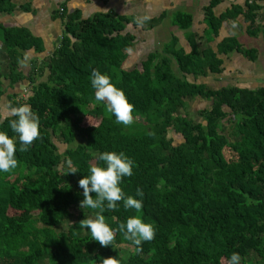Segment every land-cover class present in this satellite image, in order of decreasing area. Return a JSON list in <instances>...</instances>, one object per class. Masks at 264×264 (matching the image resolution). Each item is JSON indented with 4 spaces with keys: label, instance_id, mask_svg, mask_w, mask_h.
Wrapping results in <instances>:
<instances>
[{
    "label": "trees",
    "instance_id": "trees-1",
    "mask_svg": "<svg viewBox=\"0 0 264 264\" xmlns=\"http://www.w3.org/2000/svg\"><path fill=\"white\" fill-rule=\"evenodd\" d=\"M14 1L0 0V14L10 15ZM220 3L209 0L203 7L204 41H213L222 24L232 22L250 39H261V49L245 48L236 36L222 39L216 51L200 48L203 37L198 46L190 33L188 52L172 37L163 54L151 53L127 70L135 43L127 28L140 23L111 12L82 19L78 11L59 9L61 38L26 76L18 71L22 54L42 51L41 43L24 28L0 25V99L1 77L10 85L25 81L30 93L24 99L10 96V109L27 103L40 120V137L30 148L19 151L17 144L18 167L0 173V264H93L108 257L121 264H228L232 252L241 254V264H264V85L214 88L199 79L221 74V56L233 52L258 60L264 51V29L257 22L264 0H244L216 13ZM145 22L152 27L157 20ZM173 24L187 31L192 17L176 13ZM93 68L124 90L134 105L131 125L118 123L95 100ZM196 99L207 103L197 111L201 122L189 117L188 105ZM13 118L0 114V131L15 135ZM54 137L70 148L59 153ZM174 137L181 142L174 144ZM103 151L124 152L135 161L122 187L133 196L143 190L139 215L156 229L140 253L123 232L105 247L80 228L95 210L80 206L79 180L91 165L103 163ZM118 203L117 210L104 213L114 229L137 214ZM34 218L42 228L31 227Z\"/></svg>",
    "mask_w": 264,
    "mask_h": 264
},
{
    "label": "clouds",
    "instance_id": "clouds-1",
    "mask_svg": "<svg viewBox=\"0 0 264 264\" xmlns=\"http://www.w3.org/2000/svg\"><path fill=\"white\" fill-rule=\"evenodd\" d=\"M149 19L150 17L145 16L139 19L138 23L142 26ZM89 79L95 90V100L104 102L107 111L118 123L131 125L135 119L134 105L124 90L113 83L111 76L99 68L92 69ZM10 111L15 117L10 121V128L15 135L10 136L7 131H0V173L11 172L18 167L19 161L16 156L18 142L19 151H27L40 137L39 116L31 105L25 103L12 107ZM98 160L103 163L91 165L88 173L82 175L79 180V186L83 189L80 206L83 209L95 210L80 222V228L89 231L92 240L105 247L112 244L117 231L123 232L125 238L136 246V252L140 253L143 250V243L155 238L156 229L139 215L144 206L143 190L137 188L133 196L125 193L122 187L124 178L133 176L135 161L124 152L117 151L98 153ZM71 173H76V170ZM121 201L125 209H134L137 214L128 216L126 221L114 229L107 222L104 213L107 210H117L120 207L118 202ZM241 261V254L232 252L228 264H241ZM93 264H121V261L118 257H108L93 260Z\"/></svg>",
    "mask_w": 264,
    "mask_h": 264
},
{
    "label": "crops",
    "instance_id": "crops-1",
    "mask_svg": "<svg viewBox=\"0 0 264 264\" xmlns=\"http://www.w3.org/2000/svg\"><path fill=\"white\" fill-rule=\"evenodd\" d=\"M208 2L209 0H15L14 3L16 9L10 15L0 14V25L6 28H24L41 43L42 51L29 50L24 52L18 63V71H21L23 75L27 76L31 70V65L35 63V61L40 63L46 58V56L50 55L61 38L63 25L60 16H57L60 15L59 13L57 14L59 9H64L66 14L78 11L82 19L89 18L96 13L107 12L116 15H123L137 22L139 19L147 16L150 17V19L146 21L157 20V23L152 27L146 22L142 26L140 24L138 26H132L130 24L127 28V31L132 33L135 37L134 49L131 52H133V64H135V61L139 63L135 64L133 66L134 68L144 61L151 53L163 54L165 46L169 43L172 37H175L178 40L176 47L184 48L187 46L186 37L182 32H179L180 29L173 24V17L176 13L191 15L192 24L187 31L192 34H197L198 38L203 37V40H206L204 38L206 25L203 22V7H205ZM233 5L243 6L244 0H221V3L216 7V13L222 12ZM262 16L264 17V9L260 12L259 18ZM259 18L257 22L260 23L261 27L264 29V19L261 21ZM226 23L227 22H224L222 24L218 37L213 41L208 42L214 51H216V46L222 39L233 35L236 36V34L233 33L225 35L224 26ZM237 38L240 39L238 36ZM145 47H148L149 50L145 49ZM27 53L33 55L38 54V56L30 59V63L27 66H21L20 63L23 62L22 60ZM235 53L236 52H233V54ZM135 54H137L136 57ZM139 54H142L143 57L141 58ZM239 55L244 58L241 54ZM228 56L224 57L228 58ZM129 57L130 53L128 59L131 62V57ZM221 58L223 59L222 66L224 72L227 70L225 67L227 62L222 56ZM138 59L141 60L138 61ZM244 60L249 62L245 58ZM235 64L238 67L236 61ZM22 67H24V70ZM247 71L251 73V68ZM247 81L254 84V86H245L246 88H254L264 85L262 80L261 83L256 82L254 79H249ZM1 85L4 94L8 96V99L10 96L19 94L20 92L17 91H19L20 88H23L24 86L29 88L28 84L23 80L14 85H10V81L3 77H1ZM235 85L238 86L237 84ZM6 103L7 99L1 97L0 111H7L6 108H4L7 106Z\"/></svg>",
    "mask_w": 264,
    "mask_h": 264
},
{
    "label": "rangeland",
    "instance_id": "rangeland-1",
    "mask_svg": "<svg viewBox=\"0 0 264 264\" xmlns=\"http://www.w3.org/2000/svg\"><path fill=\"white\" fill-rule=\"evenodd\" d=\"M198 1V0H196ZM264 17H260L259 20H263ZM242 24V23H241ZM243 25V24H242ZM243 27H246L245 25H243ZM223 31V30H222ZM179 32H182V34H184V36L186 37L187 34L189 35L190 32L189 31H185V30H179ZM224 33H226L225 35H230L231 33L236 34V37H240V40L244 45L245 48L248 47H256L258 46L261 49V39L257 38H251L249 36L246 35L244 29L242 28V30H240V28L232 23V22H227L224 26ZM2 32L0 30V48L2 47V39H1V35ZM206 34V33H205ZM204 34V37H205ZM234 36V35H233ZM196 37V41L195 43H197V45L199 46V41L201 44V48H206L207 46H211L210 44H208L206 41L199 40L198 41V36L197 34H195ZM213 45V44H212ZM138 49V48H137ZM145 49L149 50L148 47H145ZM185 52H188L186 46H185ZM142 50V49H141ZM52 51V50H51ZM145 53V51H144ZM138 54V53H137ZM135 54V57L136 55ZM233 54V53H232ZM231 56L229 55L228 58L224 57L223 58L226 60V65L225 67L227 68L226 71H224L223 73H221L220 75H209L208 77L204 78L201 77L199 78L201 81L207 83L210 86H213L214 88H218L220 86L223 85H235L237 84L240 87H253L254 84H252L251 82L247 81L249 79H254L256 80V82L261 83L262 81L264 82V51L261 52L258 60L256 62H247L244 60V58H242L239 54L235 53ZM141 56V58L143 57L142 54H139ZM38 56V54H31V53H27L25 54L24 58H23V62H21V66H27L30 62V59L32 58H36ZM130 57H131V62L129 61V59L126 60V62L124 63V69H131L133 68V66L139 62L135 61V64H133V52H130ZM129 57V58H130ZM4 56L2 55V53H0V60H3ZM141 59H138V61H140ZM235 61L238 64H235ZM175 69V73L178 74L177 68L174 66L173 67ZM251 68V73L247 70H249ZM0 69H1V62H0ZM22 69L24 70V67H22ZM238 70V72H237ZM262 80V81H261ZM19 94L17 95V99L21 98L24 99L27 96V92L28 94L29 92V88H27L26 86H24L23 88H20ZM2 98H6L7 99V103H6V110L7 111H0L2 118H4L5 116H10L12 115L11 111H10V100L8 99V96L3 94ZM5 106V105H3ZM189 117L192 118L193 120H198V121H202V119L199 117V115L197 114V111H200L204 108L207 107V103L205 102H201V100L196 99L194 101H191L189 103ZM83 116H85V110L82 112ZM83 125H88V123H90L91 121L88 119V117L84 118L83 121ZM226 128L230 131V129L232 128V123H227L226 124ZM57 139H55L54 137V142L57 145L58 148V152L61 153L63 151H65L67 148L69 149L70 147L65 144H62L60 141H55ZM179 142H181L180 138L174 137L173 139V143L174 144H178ZM74 144H72L71 146H73ZM31 227H33L34 229H40L42 228V225L38 222V220L36 218H34Z\"/></svg>",
    "mask_w": 264,
    "mask_h": 264
}]
</instances>
